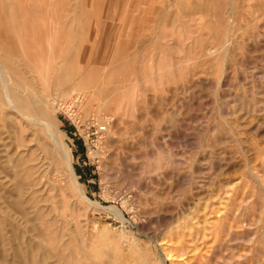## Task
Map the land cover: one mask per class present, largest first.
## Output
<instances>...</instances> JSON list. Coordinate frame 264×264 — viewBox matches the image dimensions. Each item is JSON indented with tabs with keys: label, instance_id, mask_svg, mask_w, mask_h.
<instances>
[{
	"label": "rangeland",
	"instance_id": "rangeland-1",
	"mask_svg": "<svg viewBox=\"0 0 264 264\" xmlns=\"http://www.w3.org/2000/svg\"><path fill=\"white\" fill-rule=\"evenodd\" d=\"M0 63L91 201L0 95V264H264V0H0Z\"/></svg>",
	"mask_w": 264,
	"mask_h": 264
},
{
	"label": "bare ground",
	"instance_id": "bare-ground-1",
	"mask_svg": "<svg viewBox=\"0 0 264 264\" xmlns=\"http://www.w3.org/2000/svg\"><path fill=\"white\" fill-rule=\"evenodd\" d=\"M133 9H134V7H133ZM127 15H128V13H127ZM12 81H13L12 77L10 76L7 67H5L2 63H0V95L3 98L4 107L7 109L6 117L9 120L13 121L15 124H17L18 126H20L21 128H23V123H24L23 121H26L32 126L43 125L45 127V129L51 133L53 140H54V143L58 149V153H57L58 163L63 164L67 168V171L70 173V175L74 181L75 187L78 190V192L81 194L82 198L87 203H91V201L86 196V192H85L84 187L80 184V182L77 179V175H76L74 165H73V155H72L71 149L68 146H66V144H64V142L61 139L57 138V135L54 132L52 125L44 119V112L41 109V107L46 102L51 101L50 96L48 94H46L45 92H41L40 96H37V97L31 96V95L27 94L26 90H24V91H22L21 89H20V91L18 89L16 90L12 84ZM104 89H106V88H104ZM102 91H103V89H102ZM120 95H121V91H120ZM73 96L75 97V99L77 98L76 99V100H78L77 102H79V104H81L80 108L86 110V112L91 108V106L93 104L92 103L93 100L91 99L92 97H89V93L86 92V90H78L76 95L67 94L65 97L66 98H72ZM75 99H73V100H75ZM114 101H116V100L113 99V102ZM76 104L77 103H74V105H76ZM113 105H114V103H113ZM102 119L105 121L107 126H111L114 122V120H112L110 118H101V120ZM97 124H98L97 127H98L99 131L107 130V127L104 128L103 124H101L99 122ZM102 127H103V129H101ZM3 149H6V148L3 147ZM9 154L10 153H8V155ZM54 158H55V156H54ZM224 242L226 243V241H224ZM163 250L166 252L167 258L173 259V257L168 252V248H164ZM221 260H222V262L219 264H229V262L226 258V255L222 256Z\"/></svg>",
	"mask_w": 264,
	"mask_h": 264
},
{
	"label": "built area",
	"instance_id": "built-area-1",
	"mask_svg": "<svg viewBox=\"0 0 264 264\" xmlns=\"http://www.w3.org/2000/svg\"><path fill=\"white\" fill-rule=\"evenodd\" d=\"M104 131V130H103Z\"/></svg>",
	"mask_w": 264,
	"mask_h": 264
}]
</instances>
